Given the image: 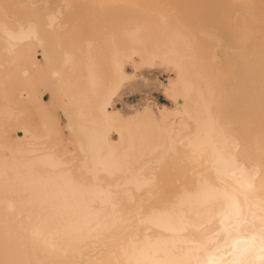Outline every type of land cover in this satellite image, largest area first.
<instances>
[{"label": "snow or ice", "instance_id": "snow-or-ice-1", "mask_svg": "<svg viewBox=\"0 0 264 264\" xmlns=\"http://www.w3.org/2000/svg\"><path fill=\"white\" fill-rule=\"evenodd\" d=\"M50 7L54 6L6 4L0 8V29L10 39L24 32V22L9 9H24L32 17L27 21L31 26L40 10ZM73 7L68 2L58 6L57 18L64 9ZM161 19L168 22L164 16ZM104 22L83 17L77 24L84 31ZM207 22H211L210 17ZM170 26L184 41L193 42L194 29L188 24L172 18ZM60 27L63 30L64 25ZM53 74L58 75L59 71L53 69ZM193 90L206 107L203 123L191 110L187 117L195 119L194 131L183 121L177 126L175 120L153 115L142 130L138 150L131 140L127 149L106 140L107 132L115 130H121L123 140L120 126L124 117H97L93 111L90 123L103 130L105 141L91 156L90 173L78 166L76 153H69L65 147L74 138L83 143V125L70 120L66 128H61L53 114L51 119L58 131L55 138L42 137L51 143L38 149L44 156L34 154L36 158L31 164L44 167L39 172L34 168L33 173L65 177L72 196L61 193L59 202L54 196L47 206L42 204L29 212L28 219L35 216L36 223L27 230L26 237H17L27 241L21 245L23 253L18 254L11 238H6L5 259L0 264H264V133L258 156L241 158L226 119L229 105L217 96L211 83L206 90L195 86ZM109 99L104 81L98 78L88 99L89 108H98L103 114ZM149 140L164 152L147 148ZM166 159L174 161L173 172H191L197 177L194 191L182 187L172 198L163 195L157 182V166ZM7 165L5 157L0 173L5 183L20 175L16 168ZM201 167H211L215 180L200 176ZM145 187L157 192L158 202H153L151 192L149 198L144 197ZM95 197H99V208Z\"/></svg>", "mask_w": 264, "mask_h": 264}, {"label": "bare ground", "instance_id": "bare-ground-1", "mask_svg": "<svg viewBox=\"0 0 264 264\" xmlns=\"http://www.w3.org/2000/svg\"><path fill=\"white\" fill-rule=\"evenodd\" d=\"M65 2L71 3L74 7L71 10L64 9L63 15L57 18V8ZM6 4H50L54 7L41 9L31 26L27 21L32 17L24 9H9L19 15L21 21L24 22V32L16 33L10 39L0 29V173L5 167V157L8 158L7 166L10 169L16 168L21 174L26 171L25 160H29V158L24 157L26 159L22 162L21 159L25 156L22 150L28 146L43 147L45 144L51 143L50 140L42 139V137L55 138L58 129L51 119L53 114H55L56 124L61 128H66L70 120L73 124H81V119H89L85 115L88 113L91 115L90 112H92L88 105V99L96 88L98 78L104 81L105 93H110L107 104L110 105L108 107H111L110 112L112 111L113 114L129 118V121H131L130 117H139V121L146 117L144 118L146 121L147 117L156 115V110L152 109L150 103H145L138 109L129 112L113 109L114 106L112 107L111 103L118 94L128 87L136 92L140 90L141 84L137 83L135 79L140 74L154 75L166 70L171 71V75L161 81V94L164 97L168 94L172 96L187 84L195 83L194 85L198 84L201 89L206 90L208 84L211 83L216 89L217 96L222 97L223 101L229 105L226 119L231 124L229 131L232 137L238 145L240 144L238 147L247 156L253 158L258 156L260 137L264 133V0H0V8ZM99 4L140 5L141 7L101 9L96 7ZM50 15L51 18H49ZM161 16L168 18V22L162 20ZM83 17L99 18L105 22L81 31L77 22ZM209 17L211 22H207ZM172 18L179 19L194 29L193 42L184 41L181 35L173 31L170 26ZM0 21H2V17H0ZM61 24L64 25L63 30H61ZM169 63L170 65L174 64L173 69ZM53 69H57L59 74L54 75ZM189 85L186 86V89H190L188 92L193 95L191 94L192 86ZM186 89L184 88L185 92ZM181 93H178L179 96L175 95L180 98L184 95ZM187 97L189 98V96ZM196 97L198 98L195 95L194 98L196 99ZM158 100L164 102L161 96L158 97ZM187 101L188 99L185 102ZM196 102L194 101V103ZM166 103L159 105L157 110L162 108L160 111L164 114L167 113L164 109L170 106V102ZM189 109L191 110V108ZM204 109H202L203 112ZM212 110L215 113V107ZM93 111L95 112V110ZM160 111L158 113L161 114ZM66 112L70 115L66 116ZM96 113L94 114L99 117V112ZM202 115L204 116V114ZM185 117L184 119L188 118ZM151 119L148 120L151 121ZM199 119L203 120V118ZM148 120L146 122H150ZM189 120L187 119V121ZM189 122L191 123V121ZM126 128H130V125L128 124ZM133 129H135L134 126ZM91 132L89 130L90 134ZM128 133L124 132L126 138L132 136H127ZM90 134L86 135L90 136ZM97 135H99L98 131ZM99 138L94 139L93 143L95 140L97 142L101 140ZM128 139L132 140L133 138ZM77 142L78 140L74 138L73 142L66 144L65 147L67 148L68 145L70 147ZM150 142L153 141L150 140ZM69 152L71 153V151ZM237 153L239 154V152ZM34 154L33 157H35ZM36 155L39 154L36 153ZM40 156L42 155L40 154ZM17 160L18 164L24 163V167L19 168V165H16ZM13 161L16 163L15 165H13ZM168 162L165 161L164 164H166L161 166L166 168ZM29 166L27 167L31 168L32 164ZM35 167L36 165H33V168ZM41 167L42 165L39 168ZM39 168H36L37 172L41 170H38ZM161 169H157V172ZM29 170L32 169L27 171ZM166 171L168 174L171 172ZM162 172L164 173V170ZM29 173L31 172H28V177L24 176H26V183L31 184ZM163 173L159 172L160 175L162 174L161 177H158L161 178L158 180L162 181V184L158 183L160 187L166 181L168 183L169 180L166 177L170 174L165 173L164 177ZM172 173L171 176L175 172ZM176 177L179 178L177 175L174 176V179ZM23 178L21 179L25 182ZM2 179L0 177V260L5 259L6 238H11L13 247L17 249L18 254L23 253L21 245L27 241L17 240V236H25L27 233L25 228L29 229L31 226L29 224L25 227L28 223L26 224L24 219L23 224L26 225L22 230L20 229L22 222L17 225L21 220L18 215L21 214H18L16 210H22L27 206L22 207L23 202L22 204L17 202L16 205L18 200L16 197L19 195L15 193L18 195L15 197V194L10 195L6 192L9 189L10 191L13 188L18 189L20 185L18 184V187L16 185L15 188L12 183L14 187H11L10 182L11 186ZM13 180L15 184L17 181V183L22 182L18 178H16V182L14 178L12 182ZM171 180L173 179L170 178L169 181ZM44 181L46 183L45 178ZM38 182L40 181H36V183ZM50 184L53 185L52 181ZM7 186L10 188H4ZM46 186L45 189L48 188ZM165 186L167 185L165 184ZM165 186L164 190L167 188ZM29 187L31 189L29 190L32 191V185ZM35 188L38 191L37 186ZM41 189L39 191H42ZM36 191L33 195L37 193ZM154 193L157 194V192ZM35 196L28 198L38 200L35 199ZM5 201L12 203L15 201V203L6 205L4 208ZM14 224L15 227L19 226L20 228L14 229Z\"/></svg>", "mask_w": 264, "mask_h": 264}, {"label": "rangeland", "instance_id": "rangeland-1", "mask_svg": "<svg viewBox=\"0 0 264 264\" xmlns=\"http://www.w3.org/2000/svg\"><path fill=\"white\" fill-rule=\"evenodd\" d=\"M169 65H170V63H169ZM168 65V66H169ZM170 67H172V69L174 68V64L172 63L171 65H170ZM177 67L175 66V69H176ZM174 69V70H175ZM171 75V71H164V72H160V73H156V74H154V75H151V74H140L139 76H137L135 79H136V82L137 83H139V84H141V89L140 90H137V92L135 91V90H133V89H130V87H128L127 89H125L123 92H121L120 94H118L117 96H116V98L114 99V101L111 103V106L113 107V109H117L118 111H121V112H129V111H133V110H135V109H138L141 105H143V104H145V103H150L151 105H152V109L153 110H156V115L155 116H157V117H161V118H163V119H166V120H168V121H172V120H175V123L176 124H178L177 126H179L180 125V123H181V121L183 120V122H185V124H187L186 123V121H187V112H188V110H190L189 108H191V110H192V112L194 113V115H195V117L196 118H203L204 119V116L202 115V114H204L205 113V110L206 109H204L205 108V106H204V108H202L203 106L201 105L203 102H201V104H200V102H199V98H197L196 97V99L194 98V96L196 95L197 96V94H194L195 93V91L194 90H192V93L191 94H193V95H190L189 94V90H187L186 89V86H188L189 84H187V85H185L184 86V88L187 90L186 92H185V90H184V88L183 89H179L178 91H177V93H175L176 95H178L179 96V94L178 93H181V91H184L185 93H181V94H188L187 96H189V98L185 95H182V96H180V98L179 97H177L175 94H173L172 96L170 95V94H168L166 97H164L162 94H161V92H162V82L161 81H164L165 79H167L169 76ZM190 83V82H189ZM190 84H192V83H190ZM195 83H193V85H194ZM189 85L192 89L194 88V86H199L198 84L197 85ZM200 88H201V86H199ZM188 92V93H187ZM191 92V91H190ZM159 96H161L162 98H163V100H164V102H161V101H159L158 100V97ZM176 96V97H175ZM184 96V97H183ZM192 96H193V98H192ZM185 97H186V99H185ZM191 97V98H190ZM185 100H184V99ZM188 99V101L187 102H185L186 100ZM194 99V100H193ZM184 100V101H183ZM189 100H190V102H193L192 104L189 102ZM194 101L196 102H198L200 105H201V107H199V108H197V102L196 103H194ZM166 102H170V106L168 107V108H166V109H164L165 110V112H167V113H162V111H160V110H157V109H159V105H161V104H167ZM185 102V103H184ZM189 102V103H188ZM187 103V104H186ZM188 104H189V106H188ZM190 104H191V106H190ZM172 105V106H171ZM199 105V106H200ZM108 106H110V105H108L107 104V106H106V108L108 107ZM175 106V107H174ZM194 106V107H193ZM171 107V108H170ZM187 107V108H186ZM189 107V108H188ZM193 107V108H192ZM170 108V109H169ZM181 109V110H180ZM183 109V110H182ZM185 109V110H184ZM202 109H204V112L202 111ZM89 110V109H88ZM110 110H111V107H108L107 109H105V112L102 114V115H111V114H113L112 113V111L110 112ZM167 110V111H166ZM200 111V112H198V113H200V114H196L195 112L196 111ZM90 111V110H89ZM99 112V110H98V108L97 109H95V112L94 113H96V112ZM161 112V114L160 113H158V112ZM92 112H93V110H92ZM92 112H90L91 114H93ZM164 112V111H163ZM89 114V113H88ZM97 114V113H96ZM99 114H101L100 112H99ZM158 114H160V115H158ZM163 114V115H162ZM201 115V116H200ZM152 116L153 115H151V116H149V117H147V118H152ZM182 116V117H181ZM184 116H186L185 118H187V119H184ZM203 116V117H202ZM131 119L130 120H136V119H138V118H136V116H135V118H133V117H130ZM144 118H146V117H144ZM183 118V119H182ZM126 120H129V118H126V117H124V121H126ZM186 120V121H185ZM192 123H190V124H188V125H190V126H188L191 130H195L194 128H196V121H195V119H191L190 120ZM195 121V122H194ZM201 121H203V120H201ZM78 123H79V120L77 121ZM203 123V122H202ZM81 124L83 125V130H82V132L80 133V136L82 137V138H84L83 139V143H81L80 141H79V139H77L78 140V142L77 143H75V144H72L70 147H69V145H68V147H67V149H69V150H67L68 152L69 151H71V153L72 152H74V153H77V154H79L80 153V155H78L77 156V159H78V166L85 172V173H90L91 171H92V166L90 167V166H86V165H84V161H85V156H86V154L88 153V152H94V151H96L101 145H95V146H93V147H89V146H85L84 148L82 147V146H79L80 144H92L93 143V140L94 139H96L97 140V138H99V139H101V140H99L98 142L95 140L94 141V143L93 144H96V142H97V144H103L102 142H104L105 141V137L102 135V129L101 128H99L98 130H95V129H97L98 127L96 126V125H93V124H91V123H89L90 125H88V123H83L82 121H81ZM126 124H128V123H126ZM126 124H123V125H126ZM88 126H96V128H91L90 130L92 131L91 132V134L89 133V130H87L86 128L88 127ZM192 126V127H191ZM121 127V126H120ZM101 129V130H100ZM121 129H122V132H123V140H122V138H121V130H115V131H108L107 132V135H106V138H108V141L107 142H110L111 144H113V145H117L118 147H121V148H124L123 146H122V144H129V140H128V138H133L134 140H131L132 141V144H140L139 142L141 141V139H139V140H136L137 138H136V136H138V138H140L141 137V134H142V129L141 130H135V131H130V132H132V133H128V131H127V128L126 127H121ZM126 130V131H125ZM97 131H98V134L99 135H97ZM101 131V133H99ZM16 132H20V131H16ZM124 132H126V133H128V135L127 136H129V135H132L131 137L129 136L128 138H126V135L124 134ZM84 133V134H83ZM17 134V133H16ZM89 135L90 134V136H87V135ZM19 136V135H18ZM84 136H86V137H84ZM96 137V138H93V137ZM99 136V137H98ZM134 136H135V138H134ZM87 137H91V138H88L87 139ZM90 139V140H89ZM101 141V142H100ZM118 142H120L119 144H118ZM123 142V143H122ZM147 144H149V142H147ZM155 144V143H154ZM74 145H76V146H74ZM237 145H238V143H237ZM239 147H240V144L238 145ZM31 147V148H30ZM77 147V148H76ZM238 147V148H239ZM40 148H42V146H38V147H35V148H33V146H28V147H26L24 150H22L24 153V155L25 156H23V159H21L22 160V162H23V160H25L24 159V157H27V158H29V160L27 159V160H25L26 161V163L25 164H27V165H24L23 166V164L24 163H21V161H19V163H21V164H18V160L16 161V163L13 161V165H19V168L21 167H24L25 168V170L26 171H24L23 172V174H21V173H19V174H21V175H19L20 177L18 178V179H20V180H22L21 178H23V176L24 175H27V177H28V172H31V173H29L30 174V176H29V182H31V184L29 183L28 184V182L26 183V176H24V178L23 179H25V182H24V180H22V182L20 181L19 183H17L18 181L16 180V178H14L15 179V182H16V184L14 183V180H13V182H12V179L9 181L10 182V184L12 185V183L14 184V186H15V188H16V185H17V187L20 185V187H18V189H21V188H23V189H21V190H18L17 188L16 189H11V191H10V187L9 186H7V187H4V188H8L9 190L8 191H6V192H8L10 195L12 194H15V193H18V191H20V192H22L23 193V195H17V194H15L14 196L16 197V196H18V197H16V199H18L17 201H16V205H17V202H18V204H22V202H23V204H24V202H25V204L23 205L22 204V207L23 206H27V207H24L22 210H19V209H17L16 210V212L18 213V214H21L22 216H23V218H22V216L20 215H18L16 212H15V214H17L18 215V217H20L19 218V220L21 219V220H25V223L27 224H23V222H24V220L23 221H18V224L17 225H20L21 224V222H22V226L20 225V227L19 226H16L15 227V224L13 225L14 226V229H16V230H18L19 228L22 230L23 229V226H25V227H27L29 224H31V223H34V222H36V217L35 216H33L32 217V220H28V215H26L27 214V212L29 213V211L30 212H34L36 209H38L41 205L40 204H43V203H45L44 202V200H43V197L40 195L41 193H38V192H44L45 191V186H46V188L48 189V191L50 190V187H52V189L53 188H58V187H60L61 186V184H60V186L59 185H57L56 183L57 182H59V181H57L56 182V180H62V181H60V182H65V177H62V176H58V174H55V173H53V174H51V175H48L47 177H51V176H53V177H55V179H53V181H52V183H53V185L52 184H50L51 183V181L49 182V183H45V181H44V178H45V180L47 181V179H46V177H45V175H39V177H37V175H34V174H32L33 173V165L31 166V168H28V167H30L29 166V164L31 165V161L33 160V159H35V157H36V155H35V157H33V154L35 153H37V154H41L42 156H44V154L43 153H39L38 152V149H40ZM74 148V149H73ZM77 151H76V150ZM34 150V151H33ZM240 150V148L239 149H237V152H239V154L237 153V155H239L240 156V153H241V158H244V157H246L247 156V154L246 153H243L241 150V152L239 151ZM32 151V152H31ZM37 151V152H36ZM22 153V152H21ZM70 153V152H69ZM76 154V155H77ZM28 155H30V156H28ZM32 155V156H31ZM82 155V156H81ZM243 155H244V157H243ZM30 158H32V159H30ZM24 161V162H25ZM28 161V162H27ZM80 164V165H79ZM21 165V166H20ZM84 165V166H83ZM28 166V167H27ZM35 166V165H34ZM41 165H36V167H35V169L36 168H39ZM171 167V168H168V167ZM27 167V168H26ZM44 166L42 165V167L41 168H39L38 170H40V169H42ZM173 167L174 166H172V165H166V168H165V166L164 167H162V166H160V167H158L157 166V169H163L164 170V173L161 171V173H163L164 175V177H165V173L166 174H168L167 172L168 171H166V170H169V171H171L168 175V177H166V179L168 180H170V178L171 179H173V180H171V181H169L168 180V183H166L167 181H166V179H164L163 177V179L166 181L165 182V184L167 185V186H165V184L164 185H162V186H165V190L163 191V195L164 196H167L168 198H172L174 195H176L179 191H180V189L183 187V188H185V189H187L189 192H192V191H194V189H195V185H196V183H197V177L196 176H194V175H192L191 174V172H184V171H180V172H173L172 171V169H173ZM28 169H32V170H29V171H27ZM166 169V170H165ZM159 171V170H158ZM159 171V172H160ZM166 171V172H165ZM27 174H26V173ZM39 172V171H38ZM158 172V173H159ZM174 174H173V173ZM205 173V178H207V179H209V180H215V171L211 168V167H201L200 169H199V174L201 175V173ZM171 173L174 175V176H177L178 175V177L179 178H175L174 179V176L172 177L171 176ZM188 173H190V175L188 174ZM176 174V175H175ZM74 175H75V173H74ZM160 175V174H159ZM182 175V176H181ZM22 176V177H21ZM162 176V174L160 175V176H158V177H161ZM1 178H3L2 176H0ZM32 177H35L34 179L32 178ZM44 177V178H43ZM59 179H58V178ZM37 178H39L38 180H37ZM41 178H42V181H41ZM63 178V179H62ZM150 178V177H149ZM148 177H146L145 179H149ZM31 179V180H30ZM35 179H36V181H40V182H38V183H36V181H35ZM159 179V178H158ZM161 179V178H160ZM159 179V180H160ZM162 179V180H163ZM27 180H28V178H27ZM158 180V183H161L160 181ZM2 181H4L3 179H2ZM9 182H8V185H10L9 184ZM59 182V183H60ZM164 182V181H163ZM21 183V184H20ZM33 183H34V185H33ZM19 184V185H18ZM23 184V185H22ZM25 184V185H24ZM38 184V185H37ZM40 184V185H39ZM41 184H42V186H43V189H41L42 188V186H41ZM49 184V185H48ZM57 185V186H55V185ZM66 184V183H65ZM65 184H62L63 186H65ZM162 184V183H161ZM10 185V186H11ZM29 185H32V191H30L31 189H30V187H29ZM45 185V186H44ZM52 185V186H51ZM68 185V184H67ZM13 185L11 186V187H14ZM22 186V187H21ZM23 186H25V187H23ZM27 186V187H26ZM34 186V187H33ZM37 186V190L38 191H36V187ZM50 186V187H49ZM38 187H39V189H41V190H43V191H39V189H38ZM27 188V189H26ZM33 188H34V190H33ZM24 189H26V195H25V192H24ZM30 189V190H29ZM52 189H51V191H52ZM17 190V191H16ZM11 193H10V192ZM16 191V192H15ZM30 191V192H29ZM35 191L37 192L36 194H34L33 195V193H35ZM47 191V192H48ZM28 192H29V194H28ZM32 192V193H31ZM50 192V191H49ZM148 192V193H147ZM150 192H151V198H152V200H153V202L155 203V202H158V197H157V194L156 193H154V192H156V191H153V190H151V189H149L148 187H145V189L143 188L142 189V194L144 195V197L147 199V198H149V194H150ZM154 193V194H153ZM32 194V195H31ZM39 194V195H38ZM147 194V195H146ZM36 195V196H35ZM33 196V197H32ZM34 196H35V199H38V200H34V199H30L31 197L32 198H34ZM41 196V197H40ZM21 197V198H20ZM24 197H25V199H24ZM28 197H30V198H28ZM36 197H39V198H36ZM27 198V199H26ZM22 199H24V200H22ZM22 200V201H21ZM26 200V201H25ZM31 200V201H30ZM15 201L13 202V203H15ZM27 202V203H26ZM28 202H29V204H28ZM35 203L36 204V206H35V204H30V203ZM43 202V203H42ZM12 202H9V201H5V204H4V208L6 207V205H12L13 204ZM47 204V203H46ZM46 204H44V206H46ZM15 205V204H14ZM38 205V206H37ZM31 207H33V208H31ZM97 207V206H96ZM25 208H26V210H25ZM28 208V209H27ZM33 210V211H32ZM19 211V212H18ZM21 212V213H20ZM24 214V215H23ZM27 219V220H26ZM13 226H12V228H13ZM13 229V230H14ZM20 230V231H21ZM25 230L27 231L28 229L27 228H25ZM155 233V232H154ZM27 235V233L25 234V236ZM22 236V235H21ZM18 237V236H17ZM18 240V239H17Z\"/></svg>", "mask_w": 264, "mask_h": 264}, {"label": "flooded vegetation", "instance_id": "flooded-vegetation-1", "mask_svg": "<svg viewBox=\"0 0 264 264\" xmlns=\"http://www.w3.org/2000/svg\"><path fill=\"white\" fill-rule=\"evenodd\" d=\"M86 115V117L88 116V118L89 119H81V121H83V122H87L88 123V125H90L89 123H90V116H92L93 114H85ZM84 115V116H85ZM96 115H98V114H96ZM100 115H102V114H99V116ZM84 116H82L83 118H84ZM108 117H111L112 115H107ZM139 119V118H138ZM138 119H136V120H134V122H132V120L131 121H129V120H126V121H124V124H126V123H128L129 125H130V128L131 129H133V126H134V128L136 129V130H143V128H144V126L145 125H147L149 122H146L148 119H146V121L144 120V118L143 119H141V120H143L142 122H141V120L139 121ZM148 121H150V120H148ZM190 121V120H189ZM189 121H186V123H188ZM136 122H138L137 124H136ZM140 122H141V124H140ZM131 123V124H130ZM143 123H145V124H143ZM192 123V122H191ZM128 124H127V126H125V125H123V124H121V127L122 126H124V127H128ZM188 124H190V122L188 123ZM176 125H178V124H176ZM96 126H88L87 128H88V130H90L91 128H95ZM86 128V129H87ZM98 128H100L99 126H98ZM130 128H128L127 130H129V131H134L135 129H133V130H131ZM139 128H141V129H139ZM17 133H19V132H17ZM141 138V137H140ZM139 138V139H140ZM106 140L108 141V138H106ZM128 140H131V139H128ZM133 140V139H132ZM136 140H138V138L136 139ZM130 142V141H129ZM148 142H150V140L148 141ZM140 143V142H139ZM153 143V144H152ZM95 145H102V144H80V146H82L83 148L85 147V146H89V147H93V146H95ZM122 146L124 147V149H127L128 147H129V144H122ZM140 144H133V147L134 148H136L137 150L140 148ZM147 148H149V149H151V150H153V151H155V152H158V153H163L164 152V149H162V148H160L157 144H154V141L153 142H150L149 144H147L146 143V145H145ZM92 154H93V152H88L87 154H86V156H85V161H84V164L86 165V166H92V163H91V156H92ZM78 155H80V153L79 154H77V156ZM82 156V155H81ZM69 158H71V157H69ZM170 160H172V159H166L165 161L166 162H168V161H170ZM164 161V162H165ZM86 162V163H85ZM170 162H171V164H170ZM170 162H168L169 164H167V165H172V166H174L173 164V161H170ZM89 164V165H88ZM164 164V163H163ZM162 164V165H163ZM166 164V163H165ZM164 164V165H165ZM161 166V165H160ZM159 167V166H158ZM178 167V166H177ZM189 175H190V173H188ZM200 176H202V177H204L205 176V173L203 172V173H201V175ZM56 177V176H55ZM55 177H53V176H49V177H46V179H47V183H49L50 181H53V179H55ZM53 178V179H52ZM63 183H65V182H60V184L62 185ZM57 185L59 184L58 182L56 183ZM59 184V185H60ZM160 185V184H159ZM63 186V185H62ZM60 186V187H58V188H54V189H52L53 191H50V192H47L48 191V189H45V191L44 192H41V196L42 197H44L45 198V196H46V198L44 199L43 198V200L45 201V203H48V201L49 200H51L52 198H53V196H55V199H56V202H59L60 200V198H61V195H60V193H63V194H65V195H67L69 198H71V196H72V190H71V185H66L65 184V186ZM70 189H69V188ZM161 187H162V185H161ZM160 187V188H161ZM64 188H66V189H64ZM62 190V191H61ZM64 190V191H63ZM161 190H164V186L161 188ZM43 191V190H42ZM61 191V192H60ZM59 193V194H58ZM162 193H163V191H162ZM51 195V196H50ZM89 195H91V194H89ZM49 197V198H48ZM48 198V199H47ZM95 199L97 200V204H96V206H97V208H99L100 207V204H99V197H95ZM47 200V201H46ZM36 223V222H35ZM35 223H31L30 225L32 226L33 224H35ZM29 226V225H28ZM31 226H29V227H31ZM28 227V228H29ZM156 231H158V230H154V232H156Z\"/></svg>", "mask_w": 264, "mask_h": 264}]
</instances>
